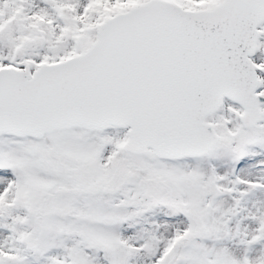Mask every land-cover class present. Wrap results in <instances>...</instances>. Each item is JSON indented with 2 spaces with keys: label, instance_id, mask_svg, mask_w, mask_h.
Here are the masks:
<instances>
[{
  "label": "snow or ice",
  "instance_id": "6c2138e0",
  "mask_svg": "<svg viewBox=\"0 0 264 264\" xmlns=\"http://www.w3.org/2000/svg\"><path fill=\"white\" fill-rule=\"evenodd\" d=\"M0 264H264V0H0Z\"/></svg>",
  "mask_w": 264,
  "mask_h": 264
}]
</instances>
